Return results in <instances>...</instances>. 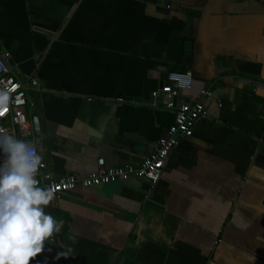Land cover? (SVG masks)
<instances>
[{
  "label": "crops",
  "instance_id": "obj_1",
  "mask_svg": "<svg viewBox=\"0 0 264 264\" xmlns=\"http://www.w3.org/2000/svg\"><path fill=\"white\" fill-rule=\"evenodd\" d=\"M0 55L33 104L27 141L55 162L46 178L138 166L173 123L151 96L170 71L192 73L177 102L210 92L154 186L52 199L64 223L31 264H264V0H0Z\"/></svg>",
  "mask_w": 264,
  "mask_h": 264
},
{
  "label": "built area",
  "instance_id": "obj_2",
  "mask_svg": "<svg viewBox=\"0 0 264 264\" xmlns=\"http://www.w3.org/2000/svg\"><path fill=\"white\" fill-rule=\"evenodd\" d=\"M192 81L190 71H170L166 76V82L152 92L151 96L154 100L162 96L164 108L174 113V120L172 125L159 138L156 148L144 157L138 166L124 164L108 168L104 165L103 159H99L96 169L88 175L82 177L60 176L52 179L43 175L46 166L41 161L36 175L38 186L52 190L54 193L53 199H58L62 194L71 192L78 186L92 188L108 183L125 182L130 179H146L154 186L161 178L164 163L171 150L181 140L192 136L195 124L199 119L207 117L202 99L210 95L209 90H200V99L195 102L179 103L175 99L178 93L191 88ZM29 85L32 88L37 87V79L31 78ZM0 91H7L9 95L7 106L0 110V128L18 139L27 141V138L33 135V126L31 119L26 114V108L30 111L33 104L28 98L26 88L10 72L4 57L1 55ZM117 101L123 102L124 100L118 99ZM152 105L154 106L155 103L153 102ZM37 152L39 154L38 149ZM3 160V153H0V163Z\"/></svg>",
  "mask_w": 264,
  "mask_h": 264
},
{
  "label": "clouds",
  "instance_id": "obj_3",
  "mask_svg": "<svg viewBox=\"0 0 264 264\" xmlns=\"http://www.w3.org/2000/svg\"><path fill=\"white\" fill-rule=\"evenodd\" d=\"M8 100L7 91H0V110ZM0 152V264H31L64 222L44 210L54 193L38 186L41 156L34 143L0 128Z\"/></svg>",
  "mask_w": 264,
  "mask_h": 264
},
{
  "label": "water",
  "instance_id": "obj_4",
  "mask_svg": "<svg viewBox=\"0 0 264 264\" xmlns=\"http://www.w3.org/2000/svg\"><path fill=\"white\" fill-rule=\"evenodd\" d=\"M129 139H131L132 141L130 142ZM135 141H137V138L135 136H132V135L131 136H127V135H124L123 136V139L121 140V145H123L124 147H126L125 145H131L133 142L136 143ZM123 149L128 150V151L130 150L129 146L126 147V148H123ZM43 163L46 166L45 167V171L46 172H50L51 171V165L53 166L52 169H55L56 170L55 162H54L53 159H52V162L51 163L46 162V161H43ZM55 173L58 174V175H64V172L63 171H61V172L60 171H57Z\"/></svg>",
  "mask_w": 264,
  "mask_h": 264
},
{
  "label": "rangeland",
  "instance_id": "obj_5",
  "mask_svg": "<svg viewBox=\"0 0 264 264\" xmlns=\"http://www.w3.org/2000/svg\"><path fill=\"white\" fill-rule=\"evenodd\" d=\"M0 153H2V152H0Z\"/></svg>",
  "mask_w": 264,
  "mask_h": 264
}]
</instances>
